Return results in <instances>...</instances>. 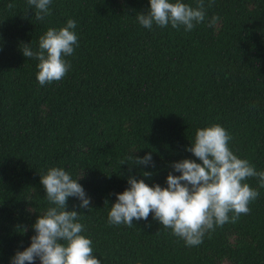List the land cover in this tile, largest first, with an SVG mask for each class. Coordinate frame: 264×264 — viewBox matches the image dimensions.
Returning <instances> with one entry per match:
<instances>
[{"label":"trees","instance_id":"1","mask_svg":"<svg viewBox=\"0 0 264 264\" xmlns=\"http://www.w3.org/2000/svg\"><path fill=\"white\" fill-rule=\"evenodd\" d=\"M204 2L205 21L185 31L140 25L149 0H52L43 21L27 0H0V264L30 246L32 225L51 206L40 175L52 167L73 179L84 172L78 182L90 208L70 197L67 210L80 213L81 235L101 264H264L257 177L242 181L259 191L250 212L206 233L198 246H187L151 213L131 227L108 219L130 175L167 187L169 172L180 175L172 163H201L186 149L198 129L214 124L231 136L233 154L264 171V0ZM212 16L220 19L208 27ZM68 19L77 21L78 36L64 57L71 67L41 86L39 61L22 54L24 44L38 49L40 37ZM147 153L154 168L128 159Z\"/></svg>","mask_w":264,"mask_h":264},{"label":"clouds","instance_id":"2","mask_svg":"<svg viewBox=\"0 0 264 264\" xmlns=\"http://www.w3.org/2000/svg\"><path fill=\"white\" fill-rule=\"evenodd\" d=\"M212 2L214 0H209L207 7H211ZM51 3L52 0H27L29 10L35 9L37 21L51 15ZM149 3L147 14L137 16L139 24L148 29L153 24L159 27L170 24L172 28L183 26L185 31H191L206 19L204 0H197L196 7L181 0H149ZM14 7L12 3L7 5L8 9ZM219 19L212 16L208 27L214 26ZM76 26L75 19H68L59 29L49 28L40 37L36 50L24 44L22 54L39 61L36 78L41 86L62 80L69 71L71 65L64 57L71 56L74 46H78ZM230 139L229 133L219 124L198 129L195 142L186 151L201 163L192 159L172 163L171 168L180 175L169 172L167 187L149 186L143 179L137 180L130 175L129 187L116 194V202L110 207L109 223L131 227L134 220H147L151 213L154 220L172 229L174 235L191 247L201 244L204 235L217 226L229 221L235 223L241 214H248L249 204L259 196V191L242 181L257 177L260 187H264V171H257L248 160L233 154L229 148ZM128 159L135 164L155 167L151 153L143 157L129 155ZM142 175L150 177L152 173L143 172ZM40 177L51 206L32 225L35 235L31 237L30 246L17 251L11 264H35L37 259L40 264H101L93 255L92 240L81 235L85 225L77 222L80 213L67 210L70 197L80 200V208H90L91 199L78 182L84 172L73 179L63 168L52 167ZM230 212L234 213L231 217Z\"/></svg>","mask_w":264,"mask_h":264}]
</instances>
